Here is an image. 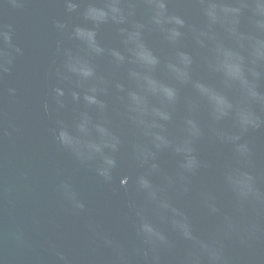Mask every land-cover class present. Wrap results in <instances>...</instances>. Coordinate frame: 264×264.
I'll return each mask as SVG.
<instances>
[{
  "label": "clouds",
  "instance_id": "9594fccd",
  "mask_svg": "<svg viewBox=\"0 0 264 264\" xmlns=\"http://www.w3.org/2000/svg\"><path fill=\"white\" fill-rule=\"evenodd\" d=\"M24 2L7 0L6 6L20 8ZM61 3L65 18L52 20L60 36L53 61L54 83L43 104L45 113L53 117L51 133L55 143L79 167L91 169L105 183L112 181L119 156L126 149L137 169L132 187L139 197L138 201L129 200L127 207L134 217L135 237L146 246L141 249L145 259L149 252L172 248L174 236L185 244L188 264H228L224 240L235 233L242 234L243 241V234H252L256 229L254 222H238L237 215L264 214L261 173L247 139L250 133L264 129V0H180V6L190 12L172 11V0H140L149 23L167 41L175 44L190 35L195 46L209 48V69L220 81V88L197 85L209 103L212 126L206 130L194 115L187 114L180 122L178 139L169 134L167 126L181 104L179 89L151 75L160 58L145 44L142 23L136 22L131 32L120 29L126 34L128 63L135 66L131 87L115 85L121 93V118L130 131L127 139L107 115L102 97L108 81L93 63V57L105 51L98 41V32L108 23H128L137 14V0H61ZM193 13L195 18L191 19ZM72 14L81 22L72 23ZM214 28H219V36L213 32ZM23 55L24 49L14 40L12 26L0 25V81L13 72L17 59ZM111 55L120 61L125 59L114 49ZM177 56L179 63L167 67L173 79L181 81L188 78L194 57L182 50ZM15 91L8 89L12 95ZM73 109L76 111L71 119L66 120L65 114ZM185 111L191 113L187 106ZM205 135L226 145L231 154L219 171L218 183L230 195L232 212L225 208L215 189L205 190L200 197L204 214L219 221L218 230L207 235L201 234L188 212L165 194L173 193L176 199L191 196V177L207 166L195 149ZM162 152H170L177 159L174 171L163 170L159 159ZM157 178L161 180L159 185ZM128 183L129 177L120 180L121 185ZM58 190L68 211L74 214L87 211L85 201L68 179L60 180ZM96 229L94 232L102 243L126 262V249ZM56 256L66 262L62 252L56 251ZM153 260L158 257L153 256Z\"/></svg>",
  "mask_w": 264,
  "mask_h": 264
},
{
  "label": "water",
  "instance_id": "95a60500",
  "mask_svg": "<svg viewBox=\"0 0 264 264\" xmlns=\"http://www.w3.org/2000/svg\"><path fill=\"white\" fill-rule=\"evenodd\" d=\"M137 2V14L128 23H108L99 29L98 41L105 51L93 57L98 73L108 81L102 98L114 128L126 139L130 135L126 121L121 118V93L115 85L132 86L131 72L135 66L128 63L126 34L120 29L131 32L139 22L144 25L145 44L160 58L151 75L179 89L181 104L167 126L169 134L180 137V122L187 114L194 115L207 130L212 126L210 106L197 85L221 87L218 77L209 69V48L195 46L190 35L178 43H170L149 23L140 0ZM6 5L7 0H0V25L12 26L14 40L24 49V55L17 59L13 72L0 81V264H188L186 246L174 236L172 248L149 252L148 258H144L141 249L146 246L135 237L134 217L127 207L129 200L138 201L139 197L132 187L137 169L126 149L119 156L112 181L105 183L91 169L79 167L53 139V117L45 113L43 104L54 83L53 61L60 36L52 20L65 18L61 0H25L20 8ZM171 10L191 11L181 7L180 0H172ZM194 18L193 13L191 19ZM71 22L81 20L72 14ZM213 32L220 35L219 28ZM113 49L125 59L120 61L112 56ZM181 50L191 53L194 63L188 78L176 81L167 66L179 63L177 52ZM9 88L16 90L14 95L9 94ZM185 106L191 113L185 111ZM74 111L66 113L65 119L70 120ZM247 139L253 146L257 171L261 173L260 186L264 188V129L250 133ZM195 149L207 166L191 177V196L176 199L173 193L165 194L188 212L201 234L207 235L218 230L219 221L204 214L200 197L205 190L215 189L225 208L232 212L230 195L218 183L219 171L231 154L226 145L207 135L195 144ZM159 159L165 172L176 169L177 159L170 152H162ZM127 177L129 183L121 185L120 180ZM61 179H68L74 185L86 203V212L68 211L58 190ZM156 183L161 184L160 178ZM237 221L254 222L256 229L252 234H243V241L242 234L235 233L224 240L228 264H264V214L237 215ZM94 229L121 244L127 251V261H121L114 249L106 247ZM56 251L64 254L66 262L59 260ZM153 256L158 260H153Z\"/></svg>",
  "mask_w": 264,
  "mask_h": 264
}]
</instances>
